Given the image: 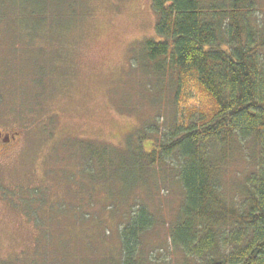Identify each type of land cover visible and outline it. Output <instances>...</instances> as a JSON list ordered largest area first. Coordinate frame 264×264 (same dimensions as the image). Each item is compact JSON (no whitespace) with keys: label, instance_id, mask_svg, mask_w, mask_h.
I'll return each instance as SVG.
<instances>
[{"label":"rangeland","instance_id":"1","mask_svg":"<svg viewBox=\"0 0 264 264\" xmlns=\"http://www.w3.org/2000/svg\"><path fill=\"white\" fill-rule=\"evenodd\" d=\"M10 1L0 0V133L10 139L0 149V264H101L103 255L119 264V233L138 206L155 219L141 238L145 264H177L170 235L184 193L170 165L134 189L89 178V142L121 172L118 148L130 135L166 130L176 115L171 86L143 58L142 42L157 36L153 0H46L54 12L43 21L28 14L37 0H17L18 14ZM256 2L264 22V0ZM234 154L224 181L236 197L250 167Z\"/></svg>","mask_w":264,"mask_h":264},{"label":"trees","instance_id":"2","mask_svg":"<svg viewBox=\"0 0 264 264\" xmlns=\"http://www.w3.org/2000/svg\"><path fill=\"white\" fill-rule=\"evenodd\" d=\"M45 1L37 0L39 10L28 14L43 21L54 12ZM152 8L157 36L142 42L143 58L146 68L171 86L176 115L166 130L150 125L152 135L146 128L130 135L129 147L118 148L125 153L121 172L106 147L93 149L89 142V178L119 177L134 189L157 164H168L184 193L170 235L177 264H264V22L257 2L153 0ZM9 9L22 10L17 0ZM235 152L250 167L236 197L226 195L224 181ZM135 210L119 233V264H145L141 238L155 219L146 206ZM103 256L101 264L117 262Z\"/></svg>","mask_w":264,"mask_h":264},{"label":"flooded vegetation","instance_id":"3","mask_svg":"<svg viewBox=\"0 0 264 264\" xmlns=\"http://www.w3.org/2000/svg\"><path fill=\"white\" fill-rule=\"evenodd\" d=\"M10 139L7 137V138H4L2 136V133H0V149L2 146H8L9 145V141Z\"/></svg>","mask_w":264,"mask_h":264}]
</instances>
